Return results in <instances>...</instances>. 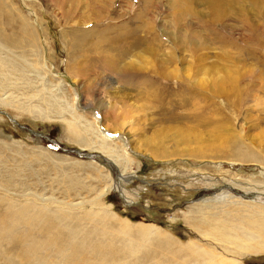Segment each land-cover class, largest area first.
<instances>
[{
	"label": "rangeland",
	"instance_id": "obj_1",
	"mask_svg": "<svg viewBox=\"0 0 264 264\" xmlns=\"http://www.w3.org/2000/svg\"><path fill=\"white\" fill-rule=\"evenodd\" d=\"M252 1L217 23L201 0H0V264L264 263Z\"/></svg>",
	"mask_w": 264,
	"mask_h": 264
},
{
	"label": "bare ground",
	"instance_id": "obj_2",
	"mask_svg": "<svg viewBox=\"0 0 264 264\" xmlns=\"http://www.w3.org/2000/svg\"><path fill=\"white\" fill-rule=\"evenodd\" d=\"M204 4H206L208 7H209V9H208V11L210 12V16L212 17V18H215L216 16H215V13H218V17L216 18V19H220V21H216L217 23H221V19H226L227 20V18H230V15H231V17H233L232 16V14H231V12L232 13H234V9H232V7H230V8H225V9H223L222 8V6L224 5V6H226L225 4L227 3V2H230V0H201ZM255 1V0H254ZM254 1H252V2H254ZM257 1V0H256ZM195 2H197V0H195ZM95 3V2H94ZM194 3V2H193ZM232 4V3H231ZM103 5V4H102ZM99 7H101V5H99ZM227 7H229V6H227ZM172 8V7H171ZM211 9V10H210ZM91 11V10H90ZM173 12V11H172ZM188 12H190V11H188ZM175 13L177 14V15H180L179 17H175ZM174 13V20H175V23L173 22V24H172V26L171 27H173V28H178V26H179V24L184 20V16H183V12H180V11H177V12H175ZM213 13V14H212ZM244 13V12H243ZM172 14V13H171ZM215 20V19H214ZM246 21V20H245ZM245 21H243V26H245L246 28H247V24H245ZM214 23V22H213ZM224 23V22H223ZM222 23V24H223ZM253 30V27L252 26H248V38H247V36H245L247 39H250L249 37H251V36H253V33L250 31V30ZM175 31V30H174ZM178 31V30H177ZM181 34V33H180ZM212 34V33H211ZM182 37V36H181ZM222 36H220V35H218V34H215L214 35V39H220ZM102 39H105V38H103V37H101ZM222 39V38H221ZM107 40V39H106ZM247 41V40H246ZM223 44H224V42H223ZM86 52V51H85ZM83 53V52H82ZM110 56V55H109ZM104 57V58H96V60H95V67H102V64H101V62H100V60H103V59H105L107 62H108V59H111L110 57ZM166 59H168V58H166ZM120 60V59H119ZM170 60V59H169ZM168 60V61H169ZM200 60L201 59H199L198 60V62H199V65L197 66V67H195V68H190V67H187V66H185V63L184 62H182L181 64H182V69H184V71L186 72L187 70L188 71H191L193 74H194V76H190V81L192 80V79H194V81L196 80H198L199 79V82H201L202 84L201 85H204L205 86V84L204 83H206V84H208V82L209 81H205V79H203L202 77H200L202 74H203V72L204 71H206V67H204L203 65V63H200ZM105 61V62H106ZM203 60H201V62H202ZM106 62V63H107ZM166 63H165V69L169 66V65H171L170 63H167V61H165ZM119 63H120V61H114V59L111 61V60H109V62L107 63L108 64V69L111 71V72H113V74L114 75H117L118 77H119V74L121 73V72H127L128 70H127V68H123V67H120V65H119ZM164 63V62H163ZM112 64H114L113 65V67H112ZM162 64V63H161ZM163 65V64H162ZM177 65H179V64H177ZM176 66V65H175ZM187 67V68H186ZM122 68V69H121ZM210 69H213V67H209ZM78 69H82V68H80V66H78ZM103 71H105V70H103ZM108 71V70H107ZM223 71V70H222ZM83 72V71H82ZM81 72V73H82ZM131 72V71H130ZM143 74V73H142ZM161 74V73H160ZM205 74V73H204ZM209 75V74H208ZM120 76H123V77H126V78H129V80L130 81H132V78H134L135 77V74H133V73H124V74H122L121 73V75ZM139 76V75H138ZM157 77H159L160 75H156ZM163 76V75H162ZM215 76V75H214ZM150 76H145V77H143L142 79H143V82H147L148 83V81H149V83H150V81H153V80H150V78H149ZM164 77H165V75H164ZM206 77H208V76H206ZM125 78V79H126ZM136 78H138V77H136ZM141 78V77H140ZM188 78V76H185V79H187ZM157 79H161V77H159V78H157ZM214 79V78H213ZM220 79V78H219ZM156 80V79H155ZM164 80V79H163ZM188 80V79H187ZM135 81V80H134ZM210 81H211V79H210ZM233 81V80H232ZM136 82V81H135ZM226 82V81H225ZM224 82V83H225ZM230 82V81H229ZM124 83V82H123ZM134 83V82H133ZM139 83V82H138ZM129 84V83H128ZM137 84V83H136ZM140 84V83H139ZM138 84V85H139ZM144 84V83H143ZM191 84V83H190ZM193 84H195V83H193ZM198 84V83H197ZM211 84V83H210ZM200 85V86H201ZM187 86L188 85H186V88H187ZM191 86H192V84H191ZM218 86H220V84H218L217 82H215L214 83V88H217ZM189 87V86H188ZM193 87H195L196 89H198L196 86H193ZM226 88V87H225ZM189 89H190V87H189ZM198 91L200 92V90L198 89ZM217 93V92H216ZM198 96H205V95H202V94H200V93H198ZM142 107H143V105H141ZM143 112V111H142ZM144 114H145V112H144ZM149 114H150V112H149ZM148 115V114H147ZM42 117V116H41ZM113 158V157H112ZM264 229V228H263ZM253 240V239H252ZM263 249V248H262Z\"/></svg>",
	"mask_w": 264,
	"mask_h": 264
},
{
	"label": "water",
	"instance_id": "obj_3",
	"mask_svg": "<svg viewBox=\"0 0 264 264\" xmlns=\"http://www.w3.org/2000/svg\"><path fill=\"white\" fill-rule=\"evenodd\" d=\"M29 133L36 138H40V139H45L47 140L52 146L56 147L59 151L64 152V153H68L71 155H75L77 158H85V159H101L103 161H105V159L98 155V154H88L85 152H81L79 150L76 149H65L63 147H61L56 141H54L53 139H48L46 136L41 135V134H37V133H33L32 131H29Z\"/></svg>",
	"mask_w": 264,
	"mask_h": 264
},
{
	"label": "crops",
	"instance_id": "obj_4",
	"mask_svg": "<svg viewBox=\"0 0 264 264\" xmlns=\"http://www.w3.org/2000/svg\"><path fill=\"white\" fill-rule=\"evenodd\" d=\"M252 25V24H251ZM202 60V58H200ZM186 66V65H185ZM261 264H264L262 261H259Z\"/></svg>",
	"mask_w": 264,
	"mask_h": 264
}]
</instances>
